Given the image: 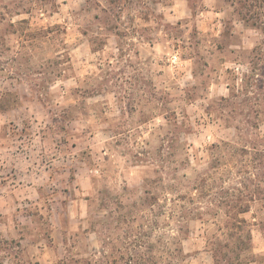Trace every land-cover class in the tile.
Segmentation results:
<instances>
[{"label":"rangeland","instance_id":"rangeland-1","mask_svg":"<svg viewBox=\"0 0 264 264\" xmlns=\"http://www.w3.org/2000/svg\"><path fill=\"white\" fill-rule=\"evenodd\" d=\"M61 1L0 0V110L27 101L17 80H28L53 114L39 125L26 117L25 129L49 131L51 148L69 138L65 155L78 160L70 170L44 166L59 151L39 148L36 205L0 209V264H216V249L231 264L264 262L254 251L264 239V0H213L229 8L224 18L209 15L212 0H86L70 8V29L49 18ZM78 28L93 48L121 50L71 93L87 117L92 97L108 102L101 112L115 132L91 142L77 123L56 134L66 124L54 114L77 109L64 112L50 87L73 70L77 39L67 33ZM139 41L150 50L144 64L127 60ZM17 128L0 129L10 145L21 144ZM54 174L62 183H50ZM236 216L240 238L230 235Z\"/></svg>","mask_w":264,"mask_h":264},{"label":"crops","instance_id":"crops-1","mask_svg":"<svg viewBox=\"0 0 264 264\" xmlns=\"http://www.w3.org/2000/svg\"><path fill=\"white\" fill-rule=\"evenodd\" d=\"M213 1V0H212ZM211 2L210 8L207 9L212 15L213 18L218 15L225 16L229 13V8H225L222 10H218L215 5ZM86 4V0H62L58 6V9L51 14V21L55 23H61L67 26V28H72L75 20L72 16L71 7H83ZM216 15V16H213ZM77 21V20H76ZM136 21H144L146 22L143 16H140ZM225 21V20H224ZM235 22H246L244 18L240 20H236ZM86 36L85 31H82L78 28L76 34H72V36L67 33V41L73 42V40L77 39L75 45L71 47V50L68 52L71 56V62L73 64V70L70 73H67V70H64L62 77H58L53 83H50V87L54 88L57 92V106L61 107L64 112L66 106H73L77 109L76 117H68L66 114H54V116L59 117L65 124V128H61L58 133H67L68 123H77L74 127L78 130H75V133H79V136H86L89 142L92 139H97L98 136L108 135L114 133V129L110 126L107 119L102 116L101 107L104 106L105 102L103 96L95 95L92 97L94 99V106L91 108L92 114L90 116H85V114L80 110L79 101L73 96L71 93L74 92L75 87L81 86L83 79L89 74L93 73V69H97L98 71H102L103 67L106 65L108 60L114 61L115 59H119V51L120 47L118 45L110 46L104 45L103 47L93 48L91 44H87L85 40H83ZM119 34L117 31H111L108 39L112 42L117 40ZM146 41H139L137 44V49L135 51L130 49L127 52V60L133 61L134 57L140 58V62L144 64L145 60L148 59L147 53L149 50L148 45L145 43ZM152 49L156 50L155 53V65L157 66V77L159 79L160 75L163 73L164 67L160 60V57L163 56V53L160 52L159 42ZM99 74L96 72V75ZM163 77V75H162ZM20 85L28 86L26 90L28 99L24 100L25 94L21 96L23 98V103H20L17 106H13L8 109H1L0 116L3 119L0 122V129H2L3 124L7 121L15 120L17 122L18 128L17 133L14 132L12 134L15 139L21 138V144L15 143L14 145H10V143L4 139L6 135L3 134V130L0 132V174L6 172L5 176L0 177V209H8L11 208L14 204L15 209H19L20 204L18 200H25L26 205H36L37 202H34L33 199H37L39 197V186H38V172L36 168L40 166V159L37 158L39 154V148L42 153H47L48 150L53 151L56 148L59 152L57 157L52 160V162L47 161L49 163L42 162V165L52 166L54 169L60 167L64 170V168H68L70 170L71 164H76L75 161L77 158H71L65 155L64 145L68 143V139L63 140V143L57 147L51 148L44 140V138L49 134V131L46 129H32L33 127L24 126V119L27 117L32 119L34 125L43 124L47 117L53 112L50 110L51 104L49 101H45L39 94H33L31 83L28 80H17ZM46 115L45 118L41 117ZM42 127V126H41ZM4 139V140H3ZM44 140V144L42 142ZM38 141H41L40 144ZM5 142V143H4ZM23 153L25 155L24 159L13 158V153ZM37 153V154H34ZM71 163V164H70ZM63 179H59L57 175L54 174V177L50 176V183L57 184V182L62 183ZM68 182H70L68 180ZM50 184V185H51ZM5 201H2V200ZM13 202V203H12ZM23 205V204H22ZM5 213L6 210H0V212ZM29 210L25 212V215L32 216ZM262 238V242H263ZM261 242V243H262ZM261 243H257L254 247V251L256 254L264 253V245ZM254 264H264L261 261H255Z\"/></svg>","mask_w":264,"mask_h":264},{"label":"trees","instance_id":"trees-1","mask_svg":"<svg viewBox=\"0 0 264 264\" xmlns=\"http://www.w3.org/2000/svg\"><path fill=\"white\" fill-rule=\"evenodd\" d=\"M236 219H237L238 223H240V224H234L233 225L235 227V231H234V233H230V235L231 236L237 235L240 238L241 233L243 231L242 223L245 222V219L239 218V216L238 217L236 216ZM248 239L251 241V232H248ZM244 247H247V246H245V243H243V240H240L238 242V244L236 245V249L238 250V252L235 253V255L233 256V259H236L237 261H239V259L241 258V252H242ZM218 252H219V256H218ZM215 255H216V258H215V263L216 264H231V262H229L228 259L225 260L221 256L222 255V251L220 249H216Z\"/></svg>","mask_w":264,"mask_h":264}]
</instances>
